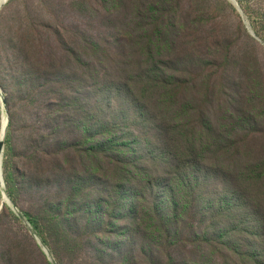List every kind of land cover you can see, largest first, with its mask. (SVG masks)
I'll return each instance as SVG.
<instances>
[{
    "label": "rangeland",
    "instance_id": "1",
    "mask_svg": "<svg viewBox=\"0 0 264 264\" xmlns=\"http://www.w3.org/2000/svg\"><path fill=\"white\" fill-rule=\"evenodd\" d=\"M236 2L260 41L228 0L4 4L2 179L18 213L0 207V264H52L22 213L42 224L55 264H254L264 248V196L254 186L236 193L232 173L264 157V0ZM151 5L165 14L160 52L144 40ZM150 61L179 66L182 124L194 119L205 130L204 168L186 169L173 193L188 205L183 221L213 225L197 239L152 233L156 202L171 205L163 176L172 177L174 160L161 154L156 94L148 111L132 102ZM223 229L222 240L215 233Z\"/></svg>",
    "mask_w": 264,
    "mask_h": 264
},
{
    "label": "trees",
    "instance_id": "2",
    "mask_svg": "<svg viewBox=\"0 0 264 264\" xmlns=\"http://www.w3.org/2000/svg\"><path fill=\"white\" fill-rule=\"evenodd\" d=\"M149 15L151 22L144 30V35L146 36L144 38L146 42L145 45L160 52L161 47L157 44V40L162 35L165 27V14L157 13L155 6L151 5L149 8ZM138 68L143 69L141 68L140 62L138 63ZM179 72V66H175L174 64L150 61L140 80L143 83V86L140 88V94L132 95V102L135 103L134 105L136 108L139 110L140 108H143L145 111H148L150 108L147 101L153 93L156 94L155 100L157 101V109H155L156 113H153L152 117L156 121L158 137L162 138L167 144L161 154L174 160L171 165L172 167L169 168L170 174H173L172 177L163 176V180L166 182L163 186V190L168 189L172 198L170 201L171 205L170 207L167 206L163 208L160 206L159 202H156L154 208L159 211L157 215L161 221L159 223L155 222L154 216H152L151 219V221H154V223H151L152 228L159 226V228L152 229V233L154 230L159 231L168 242L184 233L189 237H195L197 239L199 237L197 233L198 231L201 234H207L210 231V227L213 226L211 223L204 224L203 221H196L194 217L189 221H183L182 219L184 218V215L189 211L188 205L185 204L181 207L179 202L173 196L177 182H182V180L186 179L187 175H189V172H186V169H190V166L192 167V165H195L197 168H204V164L207 161L205 159L206 143L203 144V133L205 130L198 126L194 119H191L187 125L182 124L183 120L180 114L181 109L179 103L182 101L181 98L183 97H181L180 92L179 81L181 77L178 75ZM126 88L131 90L130 86H127ZM159 119L160 122H157ZM107 131L111 134L109 129H107ZM102 133L104 134V132ZM247 136L248 134L243 138L245 139ZM114 139L110 138L102 141L100 143V149H107V146L110 145ZM186 141L187 145L185 144ZM197 141H200L199 145L195 144ZM241 141L242 140L240 139V142ZM232 143L235 145L236 140H233ZM238 148L241 150L240 144L238 145ZM208 153L213 155L214 151L209 148ZM216 159L219 161L220 157L217 155ZM120 163L123 166L119 169L125 170V166L127 165L125 164L124 159L120 160ZM236 173L237 175L232 173L234 176L232 181L236 193L246 186H254V190H259L256 198L261 202V199H263L264 196L263 190H261L264 187V157L251 163L244 162L241 170ZM249 192L250 194H253V190ZM222 202L224 204L227 203V199H222ZM260 205L261 210L264 212V201L261 202ZM161 212L163 213L161 214ZM21 215L27 217L30 225L36 229L41 237V241L46 243L44 232L41 228L42 224L38 222L36 217L30 216L27 213H22ZM227 233H229L228 230L223 229L216 232L215 235H217V238L222 239ZM253 257L252 262L254 264H264V248L260 252L254 254Z\"/></svg>",
    "mask_w": 264,
    "mask_h": 264
},
{
    "label": "water",
    "instance_id": "3",
    "mask_svg": "<svg viewBox=\"0 0 264 264\" xmlns=\"http://www.w3.org/2000/svg\"><path fill=\"white\" fill-rule=\"evenodd\" d=\"M8 0H4L1 4H0V9L4 6V4L7 2ZM232 3V5L236 8V10L240 13V15L243 17V13L238 5V3L236 2V0H228ZM243 21H244V24L246 25V27L248 28L250 34L255 38L257 39L258 41H260L254 31L251 29L248 21L243 17ZM6 120H5V124L4 126L2 127V130H1V135H0V194H1V206L2 207L3 205H6L8 206L12 211H14L15 213H18V210L13 206V204L11 203L9 197L7 196V194L5 193L4 191V185H3V179H2V173H3V170H2V157H3V140L5 138V134H6V128H7V124H8V117L5 116ZM33 237L35 238L36 242H37V245L39 246V248L41 249V251L43 252V254L49 258L50 262L52 264H55L54 263V260L53 258L51 257V254L48 252L47 250V247L45 246V244L40 240V238L37 237L36 234H33Z\"/></svg>",
    "mask_w": 264,
    "mask_h": 264
},
{
    "label": "bare ground",
    "instance_id": "4",
    "mask_svg": "<svg viewBox=\"0 0 264 264\" xmlns=\"http://www.w3.org/2000/svg\"><path fill=\"white\" fill-rule=\"evenodd\" d=\"M4 0H0V4L3 2ZM5 120H6V118L5 119H3V123H2V127L4 126V124H5ZM2 130V129H1Z\"/></svg>",
    "mask_w": 264,
    "mask_h": 264
}]
</instances>
